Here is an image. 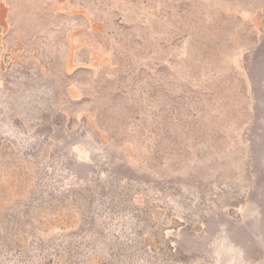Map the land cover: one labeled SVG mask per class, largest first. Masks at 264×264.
Instances as JSON below:
<instances>
[{
  "label": "rangeland",
  "instance_id": "rangeland-1",
  "mask_svg": "<svg viewBox=\"0 0 264 264\" xmlns=\"http://www.w3.org/2000/svg\"><path fill=\"white\" fill-rule=\"evenodd\" d=\"M0 264H264V0H0Z\"/></svg>",
  "mask_w": 264,
  "mask_h": 264
}]
</instances>
